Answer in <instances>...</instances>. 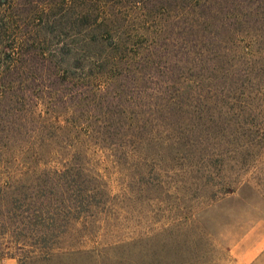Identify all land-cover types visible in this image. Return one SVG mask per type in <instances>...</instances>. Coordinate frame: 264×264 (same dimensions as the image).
I'll use <instances>...</instances> for the list:
<instances>
[{
    "label": "trees",
    "instance_id": "trees-1",
    "mask_svg": "<svg viewBox=\"0 0 264 264\" xmlns=\"http://www.w3.org/2000/svg\"><path fill=\"white\" fill-rule=\"evenodd\" d=\"M50 1L72 39L46 58L39 84L20 79L39 69L30 66L31 37L14 57L4 53L11 65L0 72V160L9 151L29 159L0 162V256L18 264L65 256L61 237L104 205L103 182L86 168L93 149L123 161L126 150L164 140L220 165L238 110L241 138L246 146L258 138L264 152V121L247 122L264 101V0ZM166 12L168 34L167 25L154 28ZM52 73L55 83L43 81ZM44 98L48 110L68 114L62 125L27 117ZM126 250L122 264H136L134 244ZM158 250L157 259L177 264L168 244Z\"/></svg>",
    "mask_w": 264,
    "mask_h": 264
},
{
    "label": "rangeland",
    "instance_id": "rangeland-1",
    "mask_svg": "<svg viewBox=\"0 0 264 264\" xmlns=\"http://www.w3.org/2000/svg\"><path fill=\"white\" fill-rule=\"evenodd\" d=\"M2 1L0 72L11 65L4 53L14 57V50L18 52L24 38L31 37L27 49L36 53L37 58L31 60L30 66L35 64L39 69L36 75L20 79L39 84L44 61H54L57 49L69 43L74 33L61 31L59 6L54 2L51 5V1L45 0ZM158 19L154 28L167 25L168 34V12ZM14 77L8 80L13 81ZM42 79L46 83L56 82L54 73ZM46 100H39L37 108L32 104L24 109L27 117L46 116L51 123L58 121L62 125L68 114L48 110ZM259 104L262 113L257 111L254 117H248L247 122H252L249 128L264 121V101ZM237 111L232 115L230 156L220 165L197 163L182 148L164 140L126 150L127 159L123 161L114 158L110 151L91 150L86 168L103 182L107 194L104 205L74 222L61 237L58 246L65 256L35 264H122L128 243L134 244L136 264H165L156 258L161 243L168 244V258L177 264H231V249L248 230L264 223V152L259 149L258 138L246 146L236 125L240 120ZM60 159L52 160L50 167H58ZM4 160L29 162L13 151L7 152L0 162ZM210 169L213 175L207 184L203 176ZM228 191L225 200L217 201ZM72 251L81 253L71 254ZM256 264H264V255Z\"/></svg>",
    "mask_w": 264,
    "mask_h": 264
},
{
    "label": "crops",
    "instance_id": "crops-1",
    "mask_svg": "<svg viewBox=\"0 0 264 264\" xmlns=\"http://www.w3.org/2000/svg\"><path fill=\"white\" fill-rule=\"evenodd\" d=\"M231 264H256L264 255V223L252 227L230 251ZM0 264H18L15 259H0Z\"/></svg>",
    "mask_w": 264,
    "mask_h": 264
}]
</instances>
